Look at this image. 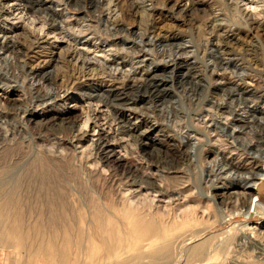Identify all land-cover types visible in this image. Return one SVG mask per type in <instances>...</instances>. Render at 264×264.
<instances>
[{
  "label": "rangeland",
  "instance_id": "rangeland-1",
  "mask_svg": "<svg viewBox=\"0 0 264 264\" xmlns=\"http://www.w3.org/2000/svg\"><path fill=\"white\" fill-rule=\"evenodd\" d=\"M25 1L0 0V38L5 35L10 47L20 48L16 62L0 58L11 76L7 96L20 106L8 110L0 102L8 122L0 119V131L7 140H16L21 151L68 144L76 169L64 177L83 201L127 195L140 175L175 188L180 198L170 207L204 210L203 223L212 226L182 249L180 264L188 248L207 250L201 264H264V210L248 211V193L264 206V176L258 177L264 172V0H68L64 29L55 31L44 14L27 13ZM224 101L236 116L224 119L207 105ZM43 110L46 122H25L29 113ZM62 110L69 111L65 123L102 132L126 166L105 164L101 150L89 139L74 142L66 125L55 130L62 125L57 119ZM118 113L147 137L161 139L175 168H156L142 156ZM243 180L255 185L244 190L228 184ZM213 185L246 195L224 196L226 204L217 205L210 195L221 190ZM145 194L136 196L152 199ZM0 264L45 262L0 236Z\"/></svg>",
  "mask_w": 264,
  "mask_h": 264
},
{
  "label": "bare ground",
  "instance_id": "bare-ground-1",
  "mask_svg": "<svg viewBox=\"0 0 264 264\" xmlns=\"http://www.w3.org/2000/svg\"><path fill=\"white\" fill-rule=\"evenodd\" d=\"M61 3L60 5L50 2L47 6L39 0H26L25 8L31 15L44 14L46 23L52 31L63 30L64 12L71 3L68 0H61ZM122 42L124 43L123 40ZM139 43H143V39ZM9 44L3 35L0 38V58L7 60L12 58L16 62L14 56H19L17 51L20 48L16 44L10 47ZM150 73H153V70ZM10 77L9 71L0 64V102L5 108L8 106V110H13L15 107L20 109L18 100L7 96ZM59 100L64 101V99ZM130 105L135 107L136 102L133 101ZM207 105L209 109L215 108L216 112L219 111L224 119L226 116H236L233 115L236 110H229L225 101ZM4 112H0V119L8 123L6 111ZM68 113V110H62L57 118L62 125L58 127L51 125V127L59 131L66 125L74 142L89 139L93 149L101 150V159L105 164L117 170L126 166L123 156H118L102 132L94 127L84 132L74 123H65ZM209 116V114L203 116L202 119L206 118V120L202 122L206 123ZM48 117L46 110L29 113L25 122L31 124L36 118L45 121ZM117 117L126 133L139 142L142 156L152 165L156 168L162 165L175 168L176 159L169 155L171 151L163 147L161 139L154 140L147 137L146 130L138 131V125L124 118L123 114L118 113ZM148 129L151 131L154 128L152 126ZM5 134L0 131V158L14 162H0L1 240L12 244V247L18 250L40 257L45 264H180L182 249L184 250L192 240L212 227L203 223L204 210H186L187 207L171 208L172 204L179 201V192L175 188H165L162 183L157 184L150 174L131 178L134 188L127 195L111 197L106 194L104 201L91 197L83 201L73 193L71 185L64 177L66 170L73 172L76 169L72 160L75 151L71 150L68 144L57 142L55 144L57 150L52 151L45 149L42 144H37L32 150L21 151L16 140H7ZM3 142L6 144L2 145ZM172 146L178 148L177 144ZM129 169V172H132L133 168ZM262 175L264 176V172L258 177L262 178ZM231 183L240 184L244 190L246 187L250 190L255 185L251 180L250 182L243 180V183L228 181V184ZM245 183H248L247 186ZM226 186H210L221 190L219 195L216 193L210 195V199L217 205L225 203L224 196L230 195L233 199H237L239 195H246L233 190H224ZM141 191L149 194L152 199L136 196V193ZM248 196V211L252 212L257 208L264 210L257 196L250 193ZM209 243L207 239L202 245ZM194 250L188 248L183 252L186 256L184 264H199L207 261L206 249L198 252Z\"/></svg>",
  "mask_w": 264,
  "mask_h": 264
}]
</instances>
